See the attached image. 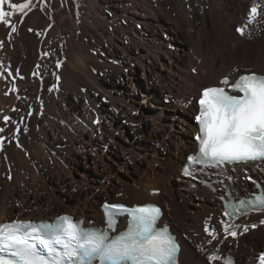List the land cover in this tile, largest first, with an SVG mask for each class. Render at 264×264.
Masks as SVG:
<instances>
[{
	"label": "bare ground",
	"instance_id": "6f19581e",
	"mask_svg": "<svg viewBox=\"0 0 264 264\" xmlns=\"http://www.w3.org/2000/svg\"><path fill=\"white\" fill-rule=\"evenodd\" d=\"M9 19L15 32L0 23V224L70 212L89 225L103 220L99 201L116 191L123 198L113 201L165 206L181 264H209L215 252L259 264L264 212L230 223L237 236L224 238L217 195L181 180L180 167L196 149L202 90L264 74V0H34L22 23L18 12ZM128 130L140 142L115 145L116 158L110 145L99 152L107 138L130 143ZM81 158L92 159L94 188L79 173ZM251 173L264 181V166L240 165L235 194L251 186Z\"/></svg>",
	"mask_w": 264,
	"mask_h": 264
},
{
	"label": "snow or ice",
	"instance_id": "6c2138e0",
	"mask_svg": "<svg viewBox=\"0 0 264 264\" xmlns=\"http://www.w3.org/2000/svg\"><path fill=\"white\" fill-rule=\"evenodd\" d=\"M5 5L12 11H6ZM33 7L34 0H24L23 3L0 0V23L15 32L16 27L9 17L18 12L22 23L23 16ZM256 13L257 6H253L249 23ZM237 31L244 35L245 28ZM220 84L229 86L228 90L224 86L207 87L198 100L199 114L195 120L199 130L194 137L196 151L187 158L189 167H219L226 163L264 159V75L242 74L231 85L225 77ZM4 119L7 122L9 118ZM0 132H3L2 128ZM2 144L0 139V146ZM184 171L190 174L188 167ZM249 195L250 199L233 205L232 211L226 209L224 216L249 208L264 212V188L258 194ZM106 208L112 210L107 230H84L67 216L53 223L16 220L0 224V264H93L97 258L102 264H176L179 245L170 234L156 227L159 208L151 205L131 209L122 205H106ZM116 214L129 217L128 227L118 236L109 237L108 230L114 229ZM220 224L224 238L237 236L236 226L230 227L224 220ZM248 230L245 226L244 231ZM204 231L211 237L209 243L218 239V233L214 227L210 230L208 222ZM221 259L218 252L206 255V262ZM258 260L259 264H264V253ZM224 264H232L231 258H226Z\"/></svg>",
	"mask_w": 264,
	"mask_h": 264
},
{
	"label": "rangeland",
	"instance_id": "374dc122",
	"mask_svg": "<svg viewBox=\"0 0 264 264\" xmlns=\"http://www.w3.org/2000/svg\"><path fill=\"white\" fill-rule=\"evenodd\" d=\"M237 27L235 28V32H237V33H239L238 31H237ZM254 73H258L256 70L254 71ZM146 109H148L149 108V106H147V107H145ZM144 118H146L145 116H144ZM147 123V121L144 119V121H143V125L144 124H146ZM128 140H129V142L130 143H126L125 142V137L124 136H122V137H120V136H118V139L116 140V143L114 144V145H112V144H110L109 142H111V139L110 138H107V140H105V143L104 142H99V145H98V147H99V152L100 151H102V150H107V148H108V145H110L111 146V148H113L114 150H116V152H114V153H112V156L114 157V158H116L117 157V154H118V150H117V148H116V146H119V145H123V144H127V145H131V144H133L134 142L135 143H138V142H140V140H141V138L140 137H138L137 135H135V134H133V132H132V130H128ZM142 135V134H141ZM192 137H193V135H192ZM108 141V142H107ZM119 144V145H118ZM116 145V146H115ZM104 146V147H103ZM194 148H195V146H194ZM194 151V149L191 151V152H193ZM116 154V155H115ZM121 158V156H119V159ZM120 160H122V159H120ZM81 163V164H80ZM80 163H79V167H78V169L80 170L79 171V173H80V175H82V173L86 176V179H87V182H88V185L90 186L89 188H94L95 186H96V184L98 183V179H99V176L97 175V173H95V171H94V169L92 168V166L90 167L89 165L91 164L92 165V159L90 158L89 160H86V163H88V165L86 166V163L82 160V158H81V160H80ZM83 163V164H82ZM73 171L75 170V169H73V168H71ZM97 179V180H96ZM244 181H246V180H244ZM119 192H116V191H114V192H112V194H111V196L109 197V199H105L104 197H103V199H100V205H101V202L103 201V200H114L115 198H117V199H121V198H123V195L122 196H120L119 194H118ZM102 197V196H101ZM180 198V197H179ZM100 205H99V208H100ZM75 217H77L76 215H74ZM47 218H49V217H47ZM79 218H81V217H79ZM86 219V218H85ZM90 220H97V219H90ZM89 220V221H90ZM205 259H206V256H205Z\"/></svg>",
	"mask_w": 264,
	"mask_h": 264
},
{
	"label": "trees",
	"instance_id": "16d2710c",
	"mask_svg": "<svg viewBox=\"0 0 264 264\" xmlns=\"http://www.w3.org/2000/svg\"><path fill=\"white\" fill-rule=\"evenodd\" d=\"M250 177H252L253 179H257V180H259L256 176H254V175H250ZM176 181L175 180H172V184H174ZM159 189H161V188H159ZM174 198H176L177 199V201H178V197L177 196H175V195H172Z\"/></svg>",
	"mask_w": 264,
	"mask_h": 264
}]
</instances>
